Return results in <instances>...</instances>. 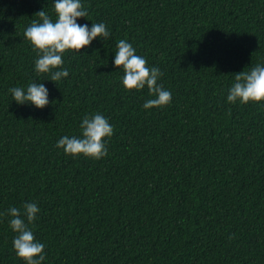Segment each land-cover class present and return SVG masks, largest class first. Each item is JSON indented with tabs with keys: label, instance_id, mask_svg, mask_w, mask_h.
Masks as SVG:
<instances>
[{
	"label": "trees",
	"instance_id": "16d2710c",
	"mask_svg": "<svg viewBox=\"0 0 264 264\" xmlns=\"http://www.w3.org/2000/svg\"><path fill=\"white\" fill-rule=\"evenodd\" d=\"M81 3L77 22L110 36L67 50L55 83L24 36L42 9L55 21L54 0H0V264H26L6 214L25 202L41 264H264V102L227 101L236 73L264 65V0ZM121 39L171 103L145 109L147 86H123ZM32 82L49 90L42 109L9 92ZM95 113L114 128L105 157L56 147Z\"/></svg>",
	"mask_w": 264,
	"mask_h": 264
},
{
	"label": "clouds",
	"instance_id": "9594fccd",
	"mask_svg": "<svg viewBox=\"0 0 264 264\" xmlns=\"http://www.w3.org/2000/svg\"><path fill=\"white\" fill-rule=\"evenodd\" d=\"M56 19L53 21L44 9L36 12L38 20H33L26 27L24 36L37 52L35 71L51 73L49 80L60 81L68 77L69 72L62 66L63 54L67 50L80 52L92 41L100 37L107 39L110 32L104 23L79 24L78 18L88 16L81 0H54ZM114 65L123 69L122 84L127 90H141L147 86L149 95L143 108L163 107L171 103L172 93L158 84L163 75L158 67H148L147 60L136 54V49L125 39L116 45ZM53 69H59L53 71ZM234 83L228 90L227 101L242 104L264 102V65L257 64L250 71L235 74ZM17 104L30 103L37 108L46 107L49 101V90L42 82L30 83L26 90L23 87L9 89ZM81 136H63L56 144L66 155L101 159L108 154L106 137L114 133L113 126L100 113L85 115L80 123ZM39 207L34 202H25L22 208L9 207L6 214L11 217L9 226L17 235L13 239V248L18 258L26 264H41L45 259V245L37 241L28 224L36 219ZM3 215V214H0ZM27 221V223L25 222Z\"/></svg>",
	"mask_w": 264,
	"mask_h": 264
}]
</instances>
